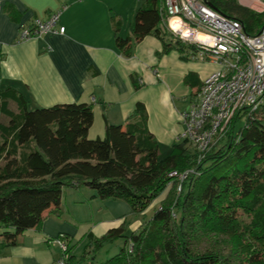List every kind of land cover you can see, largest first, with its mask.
Returning <instances> with one entry per match:
<instances>
[{"label":"trees","instance_id":"trees-1","mask_svg":"<svg viewBox=\"0 0 264 264\" xmlns=\"http://www.w3.org/2000/svg\"><path fill=\"white\" fill-rule=\"evenodd\" d=\"M204 1L239 20L247 34L264 26V11L238 0ZM162 2L147 0L138 7L133 38L116 37V46L128 56L133 42L152 34L162 41L163 53L175 48L183 59H199L196 45L162 26ZM6 9L13 13L11 7ZM133 81L138 87V79ZM7 100L15 101L18 112L9 114L2 126L12 133L11 146L5 137L0 141L6 160L0 169V251L39 226L46 212L56 210L64 188L86 187L94 197L124 201L140 213L171 185L137 232L126 235L121 224L94 239L95 247L124 239L119 252L104 264H264V105L250 116L237 112L223 137L203 154L188 150L183 140L160 157L142 103L124 126L106 123L102 138L89 139L90 104L30 109L22 91L7 88L0 90V111ZM244 117V125L236 129ZM172 171L186 176L180 180L169 175ZM67 246L68 264H74Z\"/></svg>","mask_w":264,"mask_h":264},{"label":"crops","instance_id":"crops-1","mask_svg":"<svg viewBox=\"0 0 264 264\" xmlns=\"http://www.w3.org/2000/svg\"><path fill=\"white\" fill-rule=\"evenodd\" d=\"M146 1L0 0V90L22 91L31 109L90 104L89 139L102 138L106 123L124 126L136 104L142 103L148 130L170 150L184 129L182 112L198 100L202 80L221 65L183 59L175 48L163 53L162 41L152 34L133 42L130 54L124 55L116 37L133 38L134 13ZM238 1L264 11L262 0ZM56 12L63 33L19 40L21 28ZM93 195L86 187L64 188L56 210L46 212L39 226L24 231L15 245L0 251V264H49L61 255L54 242L60 234L74 259L77 252L86 256L94 239L111 228L124 224L132 232L139 230L142 221L132 219L136 213L126 202Z\"/></svg>","mask_w":264,"mask_h":264},{"label":"built area","instance_id":"built-area-1","mask_svg":"<svg viewBox=\"0 0 264 264\" xmlns=\"http://www.w3.org/2000/svg\"><path fill=\"white\" fill-rule=\"evenodd\" d=\"M161 24L173 36L199 49V59L221 65L201 82L198 100L181 114L186 141L203 154L224 135L239 111L252 112L264 105V26L254 34L244 32L239 20L228 17L204 0H163L159 7ZM59 12L47 19H33L20 29L19 40L46 32H64ZM184 179L186 174L169 173ZM61 255L49 264H68L67 243L60 234L54 239Z\"/></svg>","mask_w":264,"mask_h":264},{"label":"rangeland","instance_id":"rangeland-1","mask_svg":"<svg viewBox=\"0 0 264 264\" xmlns=\"http://www.w3.org/2000/svg\"><path fill=\"white\" fill-rule=\"evenodd\" d=\"M17 112H18V108H17L15 101L13 100H7V102L4 103L2 110L0 111V141L2 140L3 137H5L6 146L8 147L11 146L9 145V142L10 140L12 141V133L10 132L7 133L6 129H4L2 126H5V124L8 123V119L10 116L9 114L14 116L17 114ZM244 123H245V117L237 120L236 129H239L240 127H242ZM27 147L25 146L19 149L18 151L20 152V154H22V152H24L27 149ZM168 148L169 147H166V146L162 147L160 145V157H164L169 153L170 150ZM187 148L188 150H192V147L189 145H187ZM5 162L6 160L4 158V153L0 152V169L4 167ZM19 166H21V162L19 163ZM170 188H171V185L170 187H167V189L163 193H161V195H159L158 198L154 200L155 202L152 201L151 204L143 212H140V213L135 212L136 214H134L133 217L131 216L132 219L137 218L138 221L139 220L140 222L142 221L141 223L143 225L148 219L151 218L154 210L160 207L162 201H164V199L167 197L169 193V192L167 193V190L168 189L170 190ZM142 225H140V227ZM124 226H125L126 235L132 233L131 228L128 225H124ZM123 242H124L123 238H117L112 241L104 242L101 246H97V247L92 246L90 248H87V253H86V256L84 255V257L81 256L82 254L78 255V252H77V254L75 255V258L73 259V263L74 264H104L106 260L113 257L119 252L121 246L123 245ZM128 248H131V245H129Z\"/></svg>","mask_w":264,"mask_h":264}]
</instances>
